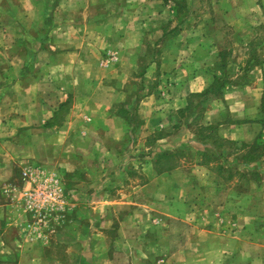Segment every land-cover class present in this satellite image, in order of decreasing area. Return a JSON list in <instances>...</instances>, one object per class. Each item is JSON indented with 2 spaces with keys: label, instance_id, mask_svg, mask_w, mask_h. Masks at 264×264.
Masks as SVG:
<instances>
[{
  "label": "rangeland",
  "instance_id": "rangeland-1",
  "mask_svg": "<svg viewBox=\"0 0 264 264\" xmlns=\"http://www.w3.org/2000/svg\"><path fill=\"white\" fill-rule=\"evenodd\" d=\"M92 1L0 0V264H264V0Z\"/></svg>",
  "mask_w": 264,
  "mask_h": 264
},
{
  "label": "crops",
  "instance_id": "crops-1",
  "mask_svg": "<svg viewBox=\"0 0 264 264\" xmlns=\"http://www.w3.org/2000/svg\"><path fill=\"white\" fill-rule=\"evenodd\" d=\"M113 0H100V6L101 7H108V2L111 3ZM122 1V0H121ZM140 1V2H139ZM127 0V7H126V11L124 9V7H119L120 9L117 11L120 15V18H124L125 20L123 21V23H121V20L118 21L117 25H116V29L123 27H126L124 29L123 27V32L126 33H134V32H143V30L140 29V26H138V29H134V28H128L134 25V21L137 22V19L140 18L141 16V7H139L140 9H138L139 11H135L132 7V5H141V0ZM84 3H86V0H83ZM92 6H96V2L93 0L91 2ZM86 7L87 5H85L84 8V15H89L86 14ZM139 13V15H137ZM106 13H103L102 16H105ZM100 15V17H102ZM128 17V18H127ZM128 19V20H127ZM120 24H123V26H121ZM137 25V24H136ZM142 26V25H141ZM118 32V31H117ZM141 38V37H140ZM127 39H131V36H129ZM191 53V52H190ZM193 54V53H191ZM195 57V54H193ZM163 60L166 62H170L171 66H178L180 61H174V57L170 56L169 54H167L166 56L163 57ZM163 61V63H164ZM172 74H174V72H172ZM171 74V78L173 77V75ZM174 81V80H172ZM178 81V80H175ZM176 86L174 88V95H173V101L171 102L173 105L176 104V102L178 103V105H180V107L184 106V102L182 101V99L180 98L182 96V92L180 90H184L185 85L180 86V84L178 85L177 83H175ZM245 101L247 102V106L245 108H243L241 110V115L243 116H238L237 115V110L231 109L230 113V118L231 121L228 123H224L223 121H221V118L219 119H214L211 118V116H209V118H207V120L204 121V125L208 126V125H214V129L217 133V135L221 138L224 139H230V140H242L245 143H249L252 142L255 138H257V136H259V132L260 129L262 128L261 125V113L259 110V104L257 102V100H254V98H246ZM179 108V107H177ZM210 113V112H209ZM210 115V114H209ZM237 119H248V122L246 124H237Z\"/></svg>",
  "mask_w": 264,
  "mask_h": 264
}]
</instances>
